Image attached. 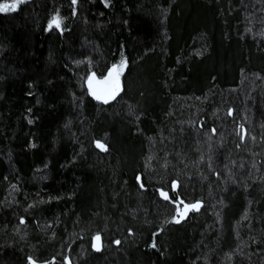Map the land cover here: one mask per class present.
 Masks as SVG:
<instances>
[{
    "label": "trees",
    "instance_id": "obj_1",
    "mask_svg": "<svg viewBox=\"0 0 264 264\" xmlns=\"http://www.w3.org/2000/svg\"><path fill=\"white\" fill-rule=\"evenodd\" d=\"M121 61L119 94L93 98ZM159 190L201 207L175 223ZM30 258L264 264V0L0 12V264Z\"/></svg>",
    "mask_w": 264,
    "mask_h": 264
},
{
    "label": "snow or ice",
    "instance_id": "obj_2",
    "mask_svg": "<svg viewBox=\"0 0 264 264\" xmlns=\"http://www.w3.org/2000/svg\"><path fill=\"white\" fill-rule=\"evenodd\" d=\"M23 3H25V0H13L12 3H2L0 4V12H14L17 10L18 6ZM72 3L75 4L76 0H72ZM62 24L63 21L57 14L52 17L48 27L49 29L55 27L58 30H62ZM125 66V61H121L119 65H113V67L108 71L107 76H105L103 79H97L94 73L89 76L87 79L88 90L93 98L105 104H107L109 100L115 99V97L121 91L120 76ZM241 131L243 132L242 126ZM244 135H246V132H244ZM244 135H242L241 137L242 140L244 138ZM96 147L101 151H107L106 146L99 141L96 142ZM141 187H143V185H141ZM177 187L178 185L174 182L172 184V189L175 190ZM159 194L164 200L173 202L175 204L176 216L173 220V222L175 223H179L180 220L183 219L189 211L199 210V208L201 207V204L199 202L189 205L185 204L183 200L172 201L168 193L163 190H159ZM181 205H183L182 208ZM21 223H24V221L21 220ZM115 243L119 244L120 241H115ZM92 246L96 251L101 250V237L99 235L95 236ZM153 247H155V245H153ZM29 264H35V262L30 258ZM65 264H70V262L66 260Z\"/></svg>",
    "mask_w": 264,
    "mask_h": 264
},
{
    "label": "rangeland",
    "instance_id": "obj_3",
    "mask_svg": "<svg viewBox=\"0 0 264 264\" xmlns=\"http://www.w3.org/2000/svg\"><path fill=\"white\" fill-rule=\"evenodd\" d=\"M12 2H13V1H12ZM12 2H11V3H12ZM107 74H108V72H107ZM107 74H106V76H107ZM102 79H103V78H102ZM87 85H88V84H87ZM109 101H111V100H109ZM189 205H191V204H189ZM182 207H183V205H181V208H182ZM193 211H197V210H193ZM193 211H189L187 214H189L190 212H193ZM186 216H187V215H186ZM186 216H185V217H186ZM185 217H184V218H185ZM184 218H183V219H184ZM181 220H182V219H181ZM94 238H95V237H94ZM93 243H94V239H93Z\"/></svg>",
    "mask_w": 264,
    "mask_h": 264
}]
</instances>
